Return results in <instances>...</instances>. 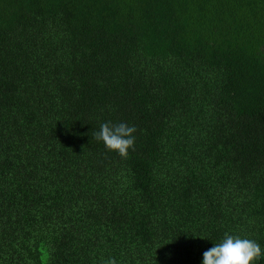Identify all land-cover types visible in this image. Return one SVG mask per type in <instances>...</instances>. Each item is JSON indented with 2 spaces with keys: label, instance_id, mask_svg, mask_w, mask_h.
Listing matches in <instances>:
<instances>
[{
  "label": "trees",
  "instance_id": "16d2710c",
  "mask_svg": "<svg viewBox=\"0 0 264 264\" xmlns=\"http://www.w3.org/2000/svg\"><path fill=\"white\" fill-rule=\"evenodd\" d=\"M241 228L264 264V0H0V264H201Z\"/></svg>",
  "mask_w": 264,
  "mask_h": 264
},
{
  "label": "clouds",
  "instance_id": "9594fccd",
  "mask_svg": "<svg viewBox=\"0 0 264 264\" xmlns=\"http://www.w3.org/2000/svg\"><path fill=\"white\" fill-rule=\"evenodd\" d=\"M135 127L126 122H105L100 125L96 139L104 142L109 150L116 151L120 156L128 155L134 147ZM262 252L260 240L250 231L234 229L226 231L219 243L203 252L201 264H249L250 257ZM107 264H116L110 260Z\"/></svg>",
  "mask_w": 264,
  "mask_h": 264
}]
</instances>
